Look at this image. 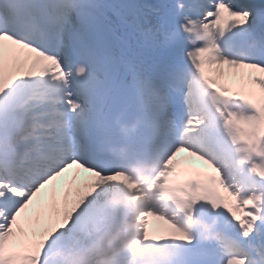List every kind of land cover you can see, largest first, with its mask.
<instances>
[{
  "label": "snow or ice",
  "instance_id": "obj_1",
  "mask_svg": "<svg viewBox=\"0 0 264 264\" xmlns=\"http://www.w3.org/2000/svg\"><path fill=\"white\" fill-rule=\"evenodd\" d=\"M110 9L0 0V264H90L100 189L125 175L120 147L162 155L159 179L210 205L191 264H264V49L240 43L264 26V3L145 2L136 62L108 102L119 60L93 36L113 26ZM146 215L164 238L195 243Z\"/></svg>",
  "mask_w": 264,
  "mask_h": 264
},
{
  "label": "bare ground",
  "instance_id": "obj_2",
  "mask_svg": "<svg viewBox=\"0 0 264 264\" xmlns=\"http://www.w3.org/2000/svg\"><path fill=\"white\" fill-rule=\"evenodd\" d=\"M135 17L137 20V24L139 25V23L141 22V18L143 16L140 13H135ZM254 34H255V32L253 30H251L250 33L248 34V36L251 38L252 36H254ZM132 188H133V184L128 182L124 177L120 178L119 183H106V184L102 185V187L100 189L99 202H100V204H105V208L107 210L106 212H110L112 210H117L121 207L122 199L129 192H131L130 190ZM170 221H172L173 223H175L178 226V223L176 220L171 219ZM156 225L161 227L162 223H156ZM103 226H104V222H103ZM100 239H102V236ZM256 258L259 259L260 257L257 255Z\"/></svg>",
  "mask_w": 264,
  "mask_h": 264
}]
</instances>
